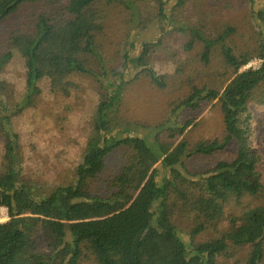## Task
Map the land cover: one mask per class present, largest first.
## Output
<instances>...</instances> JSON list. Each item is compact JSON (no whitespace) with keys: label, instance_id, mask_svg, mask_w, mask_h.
Instances as JSON below:
<instances>
[{"label":"trees","instance_id":"trees-1","mask_svg":"<svg viewBox=\"0 0 264 264\" xmlns=\"http://www.w3.org/2000/svg\"><path fill=\"white\" fill-rule=\"evenodd\" d=\"M16 53L27 79L13 103L3 75ZM216 61L222 68L203 82ZM139 74L161 90L173 85L166 120L135 128L118 116ZM43 81L57 95L99 98L74 183L38 195L20 177L12 119L34 105ZM215 101L223 138L192 148L179 141ZM255 104L264 105V0H0V210L9 218L0 223V264H231L244 248L234 264H264ZM228 148L234 159L187 169L191 158ZM119 153L122 165L109 169ZM234 206L241 216L229 214Z\"/></svg>","mask_w":264,"mask_h":264},{"label":"rangeland","instance_id":"rangeland-1","mask_svg":"<svg viewBox=\"0 0 264 264\" xmlns=\"http://www.w3.org/2000/svg\"><path fill=\"white\" fill-rule=\"evenodd\" d=\"M243 14L244 10L242 9L239 20L242 22L243 31H246V21H242V18L245 19ZM259 64V60H254L249 67H257ZM156 66L161 70V59L156 61ZM218 67L222 68L217 64V61L212 66H207V70L202 71L203 75L211 73L210 76H203V82L208 81L209 78L212 79L215 73L213 70ZM208 70L209 72H207ZM3 76L4 79L10 81V86L14 91L11 102L16 103L19 97L26 92L27 79V69L19 54L16 53L5 67ZM40 86L42 92L34 105L12 119V128L19 136L23 157L20 177L32 184L34 192L38 195L50 193L58 186L74 183L75 171L84 155L91 133L90 123L99 98L96 89V93L87 91L82 99L77 101L74 97L53 93L47 81H43ZM171 87L161 90L153 86L145 74L137 75L135 81L127 88L118 117L135 128L139 125L153 126L162 123L168 117ZM175 93L178 96H183L188 93V87L182 89L176 87ZM212 104L214 105H210L198 113V117L195 119L196 126L190 128L179 141H187L189 147L192 148L199 142L223 138L224 122L220 105L216 101ZM251 111L254 119L250 122L256 130L253 144L264 152V105L255 104L251 106ZM2 153L3 137L0 135V164ZM121 157L122 153L114 155L109 161L108 168H120ZM234 158L233 148H228L212 157L196 156L191 158L187 161L186 166L192 172H205L213 169L221 161H230ZM229 214L239 217L242 214V209L231 207ZM8 220L7 209L2 208L0 223ZM181 225L184 228H189L193 223L189 218H185L181 219ZM225 226L228 227V225ZM247 252L248 248L240 250L230 260L231 264H234L236 260H241Z\"/></svg>","mask_w":264,"mask_h":264},{"label":"built area","instance_id":"built-area-1","mask_svg":"<svg viewBox=\"0 0 264 264\" xmlns=\"http://www.w3.org/2000/svg\"><path fill=\"white\" fill-rule=\"evenodd\" d=\"M247 67L249 68V65H248ZM247 67H246V68H247Z\"/></svg>","mask_w":264,"mask_h":264}]
</instances>
